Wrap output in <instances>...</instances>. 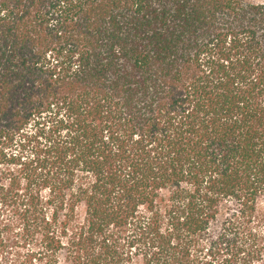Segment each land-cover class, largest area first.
<instances>
[{"label": "trees", "instance_id": "1", "mask_svg": "<svg viewBox=\"0 0 264 264\" xmlns=\"http://www.w3.org/2000/svg\"><path fill=\"white\" fill-rule=\"evenodd\" d=\"M0 264H264V0H0Z\"/></svg>", "mask_w": 264, "mask_h": 264}, {"label": "rangeland", "instance_id": "2", "mask_svg": "<svg viewBox=\"0 0 264 264\" xmlns=\"http://www.w3.org/2000/svg\"><path fill=\"white\" fill-rule=\"evenodd\" d=\"M248 2H250V3H260V2H262V0H248Z\"/></svg>", "mask_w": 264, "mask_h": 264}]
</instances>
